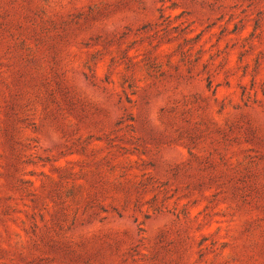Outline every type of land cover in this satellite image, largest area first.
<instances>
[{
	"label": "rangeland",
	"instance_id": "1",
	"mask_svg": "<svg viewBox=\"0 0 264 264\" xmlns=\"http://www.w3.org/2000/svg\"><path fill=\"white\" fill-rule=\"evenodd\" d=\"M0 264H264V0H0Z\"/></svg>",
	"mask_w": 264,
	"mask_h": 264
}]
</instances>
